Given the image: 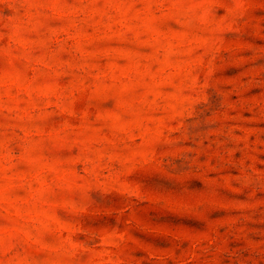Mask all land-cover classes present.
<instances>
[{"label":"rangeland","instance_id":"374dc122","mask_svg":"<svg viewBox=\"0 0 264 264\" xmlns=\"http://www.w3.org/2000/svg\"><path fill=\"white\" fill-rule=\"evenodd\" d=\"M0 264H264V0H0Z\"/></svg>","mask_w":264,"mask_h":264}]
</instances>
